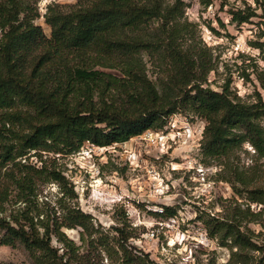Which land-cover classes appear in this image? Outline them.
<instances>
[{
	"label": "trees",
	"instance_id": "trees-1",
	"mask_svg": "<svg viewBox=\"0 0 264 264\" xmlns=\"http://www.w3.org/2000/svg\"><path fill=\"white\" fill-rule=\"evenodd\" d=\"M38 2H0V246H23L34 264L84 263L65 230L90 238L94 225L80 208L66 206L73 187L56 159H44L49 154L125 143L190 111L206 121L208 155L220 157L248 141L264 157L261 94L247 103L230 85L205 86L212 68L194 43L196 26L184 19L183 0H78L65 11L52 4L45 14L50 37L35 23ZM261 7L230 14L238 25L260 19L253 45L264 61ZM144 55L157 63L156 80ZM257 78L264 90V69ZM49 183L62 193L54 206L39 197ZM217 228L234 247L259 250L234 221Z\"/></svg>",
	"mask_w": 264,
	"mask_h": 264
},
{
	"label": "rangeland",
	"instance_id": "rangeland-1",
	"mask_svg": "<svg viewBox=\"0 0 264 264\" xmlns=\"http://www.w3.org/2000/svg\"><path fill=\"white\" fill-rule=\"evenodd\" d=\"M77 2L39 0L35 23L50 37L48 7L55 4L65 11ZM183 2L184 19L196 26L194 43L212 68L204 74L205 86L222 91L230 85L243 102L256 101L258 93L264 101L257 78L264 61L253 45L259 40L260 19L238 25L230 14L233 8H257V2L264 8V0ZM144 58L148 75L156 80L157 63ZM205 128L206 121L196 113L179 111L165 128L150 130L174 139L171 145L151 141L146 131L110 147L84 146L69 155L44 157L56 159L73 187L66 206L80 208L94 225L90 238L78 229L65 230L79 247L83 264H258L264 257V157L248 141L220 157L210 156L203 144ZM31 159L36 163L38 157ZM39 197L54 206L62 193L58 184L49 183ZM166 209L173 217H166ZM232 221L258 251L240 250L225 239V231L217 227ZM0 264L34 263L20 245L0 246Z\"/></svg>",
	"mask_w": 264,
	"mask_h": 264
},
{
	"label": "built area",
	"instance_id": "built-area-1",
	"mask_svg": "<svg viewBox=\"0 0 264 264\" xmlns=\"http://www.w3.org/2000/svg\"><path fill=\"white\" fill-rule=\"evenodd\" d=\"M172 128H174L173 126H171ZM146 136H149V139L151 141H156V140H160L162 145H171L172 143H174V139L172 138H167L168 136H165L162 132H153V131H148L145 133ZM203 135V134H202Z\"/></svg>",
	"mask_w": 264,
	"mask_h": 264
}]
</instances>
